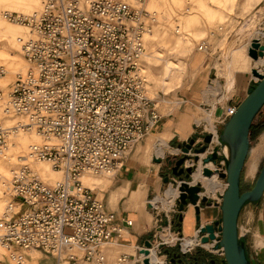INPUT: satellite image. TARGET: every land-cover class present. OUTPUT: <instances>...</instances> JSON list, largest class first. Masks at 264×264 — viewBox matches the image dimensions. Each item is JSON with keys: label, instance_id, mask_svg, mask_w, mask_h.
<instances>
[{"label": "built area", "instance_id": "built-area-1", "mask_svg": "<svg viewBox=\"0 0 264 264\" xmlns=\"http://www.w3.org/2000/svg\"><path fill=\"white\" fill-rule=\"evenodd\" d=\"M145 2L41 0L32 13L5 14L29 28L22 41L28 69L0 93L2 112L20 118L14 127L0 120V155L19 129L36 130L44 141L30 144L13 171L11 197L0 216V244L9 254L0 264H21L33 251L51 257L54 264L143 262V253L121 252L110 258L104 245L121 230L117 214L84 186L81 176H115L163 117L140 71L148 54L146 34L157 21ZM219 29L223 33L211 34L230 36L225 25ZM210 46L204 39L198 48L211 51ZM257 79L253 76L254 82ZM237 106H228L221 122ZM216 131L211 133L217 137ZM30 160L50 161L64 173L63 180L51 183ZM182 238L180 248L188 252L191 247L185 248ZM193 238L204 246L199 228ZM206 248L225 256L214 244Z\"/></svg>", "mask_w": 264, "mask_h": 264}, {"label": "crops", "instance_id": "crops-1", "mask_svg": "<svg viewBox=\"0 0 264 264\" xmlns=\"http://www.w3.org/2000/svg\"><path fill=\"white\" fill-rule=\"evenodd\" d=\"M6 32L13 36L14 44H16L22 31L8 28ZM234 33L235 29L231 32L229 29L230 36H227V38L235 37L237 34ZM239 41L240 38L236 36L235 43L238 44ZM251 44L250 41L239 48H230L229 44L225 46L224 53L227 63L225 75L229 88H234L231 91L232 95L227 96L228 106L239 105L247 96L249 88L254 84L251 69L255 68L256 61L241 62V59L249 55L248 47ZM215 45L211 43L212 50L205 51L207 55H211L210 58L214 56L221 61L223 48ZM210 66L209 70H206V66L203 67L200 78L192 79L194 81L193 86L183 88L185 92L182 93L180 111L162 117L156 128L130 151L123 166L114 176V183L106 191L103 200L108 209L116 212V224L121 230L113 233L115 242L106 245L108 251L112 252L119 249L118 251L135 255L141 253L140 249L147 241H151L154 245L157 242L159 244L164 243L159 248L158 246H151L150 256L153 259V264H227L224 257L216 252L196 243L193 245V240L188 239L184 242L185 246H192L188 252H183L180 248L181 237H183L182 239L193 238L196 236L201 223H210L221 217L222 211L218 204V198L226 185L217 174L213 176L214 178L202 176L201 172L194 175L196 180H202L205 183L206 193L209 197L208 203L201 208L200 222L197 221L195 208L191 204L182 212V220L179 219L180 214H170V212L158 208L161 207L159 203L163 204L161 208H168L178 194V191L173 189L171 184L164 191V194L161 195L160 193L165 182H168L167 177L164 178V171L169 168L171 173L179 155L180 143L195 134H199V137H197V142H199L204 135L213 131L210 130L211 128L219 129V125L226 123L221 122V118L228 106H222L221 112L216 113V119L212 118L215 103L218 101H213L212 94L207 93L206 88L208 83L214 84L209 76L212 70L217 71V68L213 63ZM22 67L23 65L14 64L11 65L10 70L17 72ZM214 79H218V75ZM235 79L236 82H234ZM219 88L218 85L217 89ZM206 101L213 103L211 110L201 106ZM196 106L201 111L207 112L208 116L201 117L199 109L195 108ZM202 119L207 120L208 124L206 125ZM251 127V146L242 173V186L244 180L248 181L250 185L246 189L242 187V190L251 189L254 186L264 164V106L255 117ZM149 136L155 137L154 143L147 140ZM216 143L214 141L211 148ZM139 144H141L140 148ZM154 145L156 147L155 154L161 158H156V155H152V157L149 155L148 151ZM173 177L174 175H172ZM110 182L109 179L108 182L99 184L108 185ZM165 203L167 206L164 205ZM166 222L167 226L165 225ZM238 223L239 233L246 241L252 264H264V244H260L262 239L264 243V194L258 201L248 202L244 205ZM166 227L169 228L170 232L163 233V238L160 236L161 240H157L154 235L157 232L159 233V229ZM173 234H177L178 237ZM158 249L160 254L157 253ZM175 253L182 254L175 260L173 259Z\"/></svg>", "mask_w": 264, "mask_h": 264}, {"label": "rangeland", "instance_id": "rangeland-1", "mask_svg": "<svg viewBox=\"0 0 264 264\" xmlns=\"http://www.w3.org/2000/svg\"><path fill=\"white\" fill-rule=\"evenodd\" d=\"M36 2L37 0H0V93H6L16 79L17 72L10 70L11 65L20 64L26 66V69H28V62L22 53L21 42L18 41L14 44L13 36L8 34L6 30L8 28L18 29L22 31L21 33L19 32L20 36H23L28 33L29 29L22 25L15 24L19 21L14 19L10 20L7 17L4 18L1 15V12L3 10H10L28 14L38 7L40 0L38 3ZM144 6L150 11H155L157 17V21L152 27H157V29L154 35L151 36V40H147L149 54L146 61L144 60L143 63H146L147 74L150 80L151 96H163V98L170 100L169 102L163 103L160 99L156 98L159 104V110L163 114V117L180 111L182 93L185 92V89L183 88L185 86H193L194 81H192V79L200 78L199 76L204 69L203 67L206 66V70H209L211 67L210 64L213 63L217 68V71L213 69L209 77L212 79L211 81L214 84L208 83L206 91L207 93L212 94L214 102L218 101L215 103L212 113V118L215 120L216 113L218 114L221 112L222 106H228V102L226 101L228 98L227 96H231V91L234 90V88H229L228 80L225 75L227 64L224 53L225 46L229 44L230 48L242 47L243 45L248 44L255 34H259L261 31H264V0H146ZM220 25H225L227 30L228 28L230 29V32L235 29L234 34H237L236 36L240 38L239 43H235L236 36H231L228 39L227 35L223 38H218L217 35H212V31L223 33V31L219 29ZM204 39L209 40L213 43V45L216 44L220 48H223V55H221L223 58L221 61L214 56L210 58L211 55H207L205 50H199L198 47ZM260 41L261 43H264V36L262 34L260 35ZM250 47H248L249 55L241 59V62H250L251 60L254 62L259 59H254L250 55ZM1 66L5 70H8L5 72ZM261 67L264 71V65ZM217 75L218 79H214ZM234 82H236V79ZM218 85L220 87L219 89H217ZM2 96L4 95H0V98ZM201 106L207 110H211L213 108V103L206 101ZM197 107L198 106L195 108L199 109L198 111L201 113V117L208 116L207 112L201 111L200 108ZM8 116L19 119L17 115L4 114L0 108V120L5 123L6 121H9L8 119H10ZM202 121H204L206 125L208 124L207 120L202 119ZM10 122H12L11 119ZM223 126L224 124L219 125L218 131L222 130ZM206 128L209 129L207 126ZM150 136L147 140L154 143L155 137ZM193 136L197 139L199 134H195ZM206 144L208 143H206L203 138L200 139L199 142L196 141L194 148H201ZM140 146L141 144H139V148ZM211 146L212 144L208 146L205 152L196 153L193 149L189 153V157L186 158L184 167L194 166V168H197L200 159L202 158L203 161V159L213 150ZM155 149V145L149 149L148 153L151 157L152 155H156ZM178 151V158L184 155V152L180 148ZM202 153H205V156H201ZM196 155H198V160L195 159ZM220 155H224L223 151H221ZM155 157L161 158L157 155ZM218 160L219 161L215 164V166L218 167L220 171H225L226 162H223L222 158ZM21 163L22 160H18V164L20 165ZM0 170L2 169L0 168ZM164 173V178L167 177L168 182H165L164 188L160 193L161 195L164 194V191L170 184L174 186L177 185L172 182V179L176 178L175 176L172 178V175H174L173 171L170 173V169L168 168L165 169ZM86 174H91L92 176L83 179L86 184L90 185L87 186L84 184V186L93 189L94 193L98 195V198H105L106 191L110 189L114 183V176H109L104 173ZM220 178L223 179V182H227L225 178ZM109 179L111 182L108 185L99 184L101 182H108ZM192 179L193 178H190V180ZM201 184L203 185L202 182ZM248 185H250L249 182L244 180L242 186L243 189L249 187ZM6 192V197H8L9 200L11 197L9 189H7ZM202 192H205L206 195L208 194L206 193V187L204 185ZM222 193L223 191L218 198L219 202L222 201ZM4 197L3 191L0 190V216L3 214L2 210L4 206ZM178 199L179 197L175 199V203L171 208L158 207L159 210H166L170 212V214H182L179 209ZM164 205L167 206L166 203ZM165 225L167 226V222ZM167 232H170L167 227L159 229V233L157 232L154 236L160 241L161 237L163 238V233ZM173 235L178 237L177 234ZM260 244H264L263 239L260 241ZM118 250L119 249H116V251L110 252L107 249L110 258H115L120 252H122ZM0 252L3 253L5 251L0 248ZM162 253H164V251H162ZM8 254L9 251L6 250L4 256L6 257ZM12 264L17 263L13 262ZM24 264H54V261L51 257L39 251H33L27 257Z\"/></svg>", "mask_w": 264, "mask_h": 264}, {"label": "water", "instance_id": "water-1", "mask_svg": "<svg viewBox=\"0 0 264 264\" xmlns=\"http://www.w3.org/2000/svg\"><path fill=\"white\" fill-rule=\"evenodd\" d=\"M250 55L257 59L264 56V43L260 38H254L249 48ZM252 75L257 77L254 84L249 88L247 96L237 106L236 112L226 121L222 130L218 131L217 142L213 150L207 155L203 162L218 163L222 158L226 162V170L220 171L218 167H204V174L212 175L215 171L219 176L227 180L226 188L222 193V201L218 204L221 207L222 215L219 219L210 223L200 224L199 232L202 235V242L217 240L214 249H224V260L227 264H252L248 254L245 239L239 233V216L242 208L248 202L258 201L264 194V164L260 170L257 180L251 189L242 190V173L250 151L251 139L250 131L255 117L264 106V72L258 68L252 69ZM206 145L201 148H194L196 137L192 136L188 140L180 143L179 148L184 155L179 157L172 171L176 178L172 179L173 184L179 189L178 205L183 212L190 204L194 205L197 221L200 222L201 208L208 203V196L201 194L203 185L201 183L191 184L194 166L184 167V162L189 153L194 149L196 153L205 152L210 144L214 142V134L208 133L203 136ZM227 146L228 152H225ZM223 151L224 155H220ZM198 160V155L195 156ZM168 180V178H167ZM183 219V214L179 215ZM151 241H147L140 249L145 254L143 262L140 264H152L150 256ZM164 243L158 246H163ZM182 253H175L173 259H177Z\"/></svg>", "mask_w": 264, "mask_h": 264}, {"label": "bare ground", "instance_id": "bare-ground-1", "mask_svg": "<svg viewBox=\"0 0 264 264\" xmlns=\"http://www.w3.org/2000/svg\"><path fill=\"white\" fill-rule=\"evenodd\" d=\"M38 1L39 0H37L36 3H38ZM40 5H41V0L39 2L38 7L35 10L39 9ZM35 10H33V11H35ZM9 12H14V11L3 10L1 12V15L4 18H6L5 14L6 13H9ZM15 24L22 25V26H24V27H26L28 29V27L26 25H24V24H22L20 22H17ZM156 29H157V27L152 28V30L149 31L146 34V38H147L148 41L151 40V36L154 35ZM261 34L264 36V31H261L259 34H255L252 39L257 38V37L260 38V35ZM28 35H29V29H28V33L27 34H25L23 36H19L18 41L21 42V45H22L23 39L26 38ZM251 42H253V40H251ZM148 54L145 56V61H146V59L148 57ZM259 59H262V60H257L256 61L255 68H258L260 72H263V69H262L261 66L264 65V56L259 57ZM145 64L146 63H142L140 65V71H141L142 74H144L147 77L148 81H150L149 80V77H148V74H147V68H146V65ZM3 70L6 72V70H8V69L5 70L3 68ZM26 71H27L26 66L23 65V67L21 69H19L17 71V73H25ZM255 78L257 79V77H255ZM148 89H149V92H150V83L148 84ZM156 98L157 99H160V101L163 102V103H166V102H169L170 101V100H168L166 98H163V96L162 97H156ZM9 118L12 120V122H10V119H8L9 121H6L5 124L8 125V126H10V127L16 126L17 125V122L20 120V118L19 119L12 118V117H9ZM210 130H213L215 132V134L217 132L216 129H212L211 128ZM43 141H44L43 136L38 131L32 130V129H19L17 132L14 131L13 134L11 135V143H9L8 149L6 150L5 153H3L2 155H0V168L2 169V170H0V190L3 191V195L5 196L4 197L5 198L4 199V206H3L2 212H4L5 207H6V204L8 202V197H6L7 196L6 195V193H7L6 191H7V189L10 188L9 187V183H10V180L12 179L13 171L15 169H18L20 167L19 164H18V160H23L24 159V156L27 155V153H28V149H29L30 144H32V143H41ZM214 141H217L216 135L214 137ZM224 150H225L226 153L228 152L227 146L225 147ZM202 155L205 156V153H202L201 156ZM30 163H32V167L35 170H38L43 175V177H45L46 179L50 180L52 183H56L58 181H61L64 178V173L61 170L54 168L53 165H52V163L50 161H35V160H30ZM205 166H209L210 168H215V164L213 162H211V161L208 162L206 165H204V163L202 161V158H201L200 161H199V165L197 166V168L193 172V180L191 181V184H196V183H201L202 182L203 185L206 187L205 183L202 180H196L195 179L194 175L197 174L198 172H201L202 173V176H205L207 178H212L215 174H217L218 177H219V174L216 171L212 175H206V174H204L203 170H204V167ZM90 176H92V175L91 174H86V173L81 176V181L83 182V184H85L87 186H90V185L86 184L84 182V180H83L84 178L90 177ZM207 181H209V179H207ZM225 185H227V182H225ZM172 188L178 191V194L176 196V198H177L179 196V192L180 191H179V189H178L177 186L172 185ZM225 188H226V186H225ZM201 194H205V192H201ZM175 199L171 202V204L169 205L168 208H171L174 205ZM159 204H160L161 207L163 206L162 203H159ZM191 206L193 207L194 205L191 204ZM188 239L194 241L193 245H195V243L198 242L194 238H186V239L183 240V246L185 248L187 246L184 245V242L186 240H188ZM164 240L166 242H168L166 238H164ZM113 242H115V240H111V241L105 243L104 246L106 247V245L111 244ZM199 242L202 243L204 246L209 247V248H212L213 244L214 245L216 244V242H202V240L199 241ZM189 247H192V246H189ZM0 248L5 251L3 253L0 252V258H2L4 256V254L6 253V250H5V248L1 244H0ZM215 250H218V249L215 248ZM150 254H151V247H150ZM142 255H145V254L143 253ZM26 260L23 263H21V264H24L26 262ZM152 262H153V259H152Z\"/></svg>", "mask_w": 264, "mask_h": 264}, {"label": "trees", "instance_id": "trees-1", "mask_svg": "<svg viewBox=\"0 0 264 264\" xmlns=\"http://www.w3.org/2000/svg\"><path fill=\"white\" fill-rule=\"evenodd\" d=\"M253 85V84H252ZM252 128V127H251ZM251 132V131H250Z\"/></svg>", "mask_w": 264, "mask_h": 264}, {"label": "flooded vegetation", "instance_id": "flooded-vegetation-1", "mask_svg": "<svg viewBox=\"0 0 264 264\" xmlns=\"http://www.w3.org/2000/svg\"><path fill=\"white\" fill-rule=\"evenodd\" d=\"M196 141H197V139H196Z\"/></svg>", "mask_w": 264, "mask_h": 264}]
</instances>
